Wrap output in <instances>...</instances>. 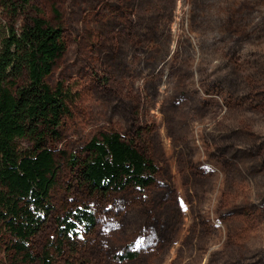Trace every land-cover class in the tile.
<instances>
[{"label":"rangeland","instance_id":"374dc122","mask_svg":"<svg viewBox=\"0 0 264 264\" xmlns=\"http://www.w3.org/2000/svg\"><path fill=\"white\" fill-rule=\"evenodd\" d=\"M11 1L0 36L32 16L62 25L67 50L47 82L74 93L51 143L61 169L54 214L30 243L38 259L264 264V0H31L17 13ZM108 131L154 160L152 185L93 191L60 153L85 159ZM83 203L97 224L59 254L57 217ZM11 240L1 232L0 264H24ZM128 249L138 258L120 261Z\"/></svg>","mask_w":264,"mask_h":264},{"label":"trees","instance_id":"16d2710c","mask_svg":"<svg viewBox=\"0 0 264 264\" xmlns=\"http://www.w3.org/2000/svg\"><path fill=\"white\" fill-rule=\"evenodd\" d=\"M17 1L9 5L15 12H25L31 2ZM53 10L58 16L59 11ZM66 50L63 26L40 15L20 26L7 24L0 36V234L11 236V247L24 264L36 260L53 264L48 252L38 259L30 243L55 210L51 190L57 184L61 164L51 143L62 137L63 120L71 115L74 93L63 83L53 88L47 78ZM20 142L27 146L20 147ZM85 150V159L65 150L60 153L72 167L79 168L93 191L144 190L156 180L154 160L118 131L102 132ZM57 221L60 239L55 246L62 254L64 243L90 232L97 217L93 208L83 203L58 216ZM138 256V251L128 249L117 258L125 261Z\"/></svg>","mask_w":264,"mask_h":264}]
</instances>
